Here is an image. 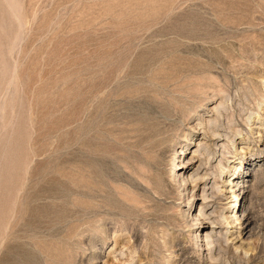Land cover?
I'll list each match as a JSON object with an SVG mask.
<instances>
[{"label":"rangeland","instance_id":"374dc122","mask_svg":"<svg viewBox=\"0 0 264 264\" xmlns=\"http://www.w3.org/2000/svg\"><path fill=\"white\" fill-rule=\"evenodd\" d=\"M0 264H264V0H0Z\"/></svg>","mask_w":264,"mask_h":264},{"label":"bare ground","instance_id":"6f19581e","mask_svg":"<svg viewBox=\"0 0 264 264\" xmlns=\"http://www.w3.org/2000/svg\"><path fill=\"white\" fill-rule=\"evenodd\" d=\"M11 3V2H10ZM13 4V3H12ZM3 8V7H2ZM7 8V7H6ZM6 13H7V11H6ZM5 14V13H4ZM10 21H12V20H10ZM15 23V22H14ZM19 23V22H18ZM9 24H10V22H9ZM17 25V24H16ZM3 26V25H2ZM19 30V29H18ZM17 37V36H16ZM14 43H15V41H14ZM13 47V46H12ZM7 54V53H6ZM207 129H209V130H211V128L209 127V128H207ZM210 132V131H209ZM215 132L216 131H213V129L211 130V132L210 133H212V135H216L215 134ZM217 133V132H216ZM186 162H191V159H189V160H186ZM187 163V164H188ZM185 163H182L181 162V164L179 165V169H178V171H177V173H179L180 171H182V166L184 165ZM181 174V173H180ZM172 176V175H171ZM177 176V175H176ZM196 176V175H195ZM194 176V177H195ZM178 177H179V175H178ZM185 177V176H184ZM193 177V178H194ZM191 178V176H186V178H185V180L183 181L184 182V184L188 181V179H190ZM192 178V179H193ZM175 180V179H174ZM180 180V179H179ZM191 180V179H190ZM196 180V179H195ZM192 181L194 184H195V182L197 181ZM189 182V181H188ZM192 183V184H193ZM184 184H182V185H184ZM237 185H236V183H234L233 181H231V180H228V181H225V183H224V185H223V187L221 188V189H219V191H218V194H219V196H220V198L222 199V200H225V199H227V198H236L237 197V195L235 194V192H233L232 191V189H234L235 187H236ZM184 188V187H183ZM195 188V187H194ZM191 190V189H190ZM220 199V200H221ZM231 203H229V207L228 208H224V210H226L222 215H221V217L219 218L221 221V223L220 224H225V226H226V228L229 226L228 224H230L231 222L230 221H228L229 219L231 220H234L235 218H236V216H235V210H234V205H233V203H232V201H230ZM231 204V205H230ZM223 211V210H222ZM199 213V212H198ZM199 216L201 215L200 213L198 214ZM197 215V216H198ZM238 218V217H237ZM203 219V218H202ZM209 219V218H208ZM213 220V219H212ZM206 221H208V220H206ZM217 221V220H216ZM204 222V221H203ZM236 222V224L235 225H238L239 224V219H237V221H235ZM217 223V222H216ZM205 224V223H204ZM207 224V223H206ZM233 225V224H232ZM203 226V225H202ZM221 228V227H220ZM245 228L246 227H244L240 232H236L235 231V233L237 234V235H235L236 236V238H234V239H236V240H238V239H241L242 238V235H244L245 234ZM223 229V228H222ZM224 232V231H223ZM204 237H206L207 239L209 238V235L208 236H204ZM224 239V238H223ZM222 240V239H221ZM232 240V239H231ZM215 241H216V239H215ZM212 238H211V241H208V243L206 242V246L207 247H209V246H211L214 242H215ZM228 241L226 240V243H227ZM231 244V243H230ZM227 246V245H226ZM210 250V249H209ZM208 251V250H207ZM244 253V252H243Z\"/></svg>","mask_w":264,"mask_h":264}]
</instances>
